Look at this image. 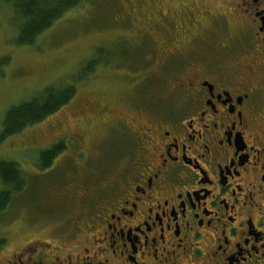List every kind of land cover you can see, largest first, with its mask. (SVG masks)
<instances>
[{
    "label": "flooded vegetation",
    "instance_id": "af4514ba",
    "mask_svg": "<svg viewBox=\"0 0 264 264\" xmlns=\"http://www.w3.org/2000/svg\"><path fill=\"white\" fill-rule=\"evenodd\" d=\"M214 3L186 19L202 43L163 53L190 69L161 102L128 103L127 121L101 105L124 162L86 233L62 237L74 254L51 264H264V0Z\"/></svg>",
    "mask_w": 264,
    "mask_h": 264
},
{
    "label": "rangeland",
    "instance_id": "374dc122",
    "mask_svg": "<svg viewBox=\"0 0 264 264\" xmlns=\"http://www.w3.org/2000/svg\"><path fill=\"white\" fill-rule=\"evenodd\" d=\"M202 8L217 5L214 0H86L32 45L18 46L11 9L0 2V132L11 107L59 83L75 88L58 112L0 143V161L17 163L25 183L0 215V264L29 262L28 255L36 259L39 253L51 264L57 256L66 260L74 254L77 238L68 240L66 234L78 233L77 227L86 233L124 162L125 131L99 126L101 105L107 103L112 115L124 112L125 119L128 103L161 102L175 79L183 82L189 65L184 70L176 61L165 64L163 53L177 37L191 39L186 51L202 43L204 30H185L186 19H198L194 14ZM98 60L102 65H93L90 73L88 63ZM57 137L63 152L39 171V152Z\"/></svg>",
    "mask_w": 264,
    "mask_h": 264
},
{
    "label": "trees",
    "instance_id": "16d2710c",
    "mask_svg": "<svg viewBox=\"0 0 264 264\" xmlns=\"http://www.w3.org/2000/svg\"><path fill=\"white\" fill-rule=\"evenodd\" d=\"M86 0H0L11 9V23L17 28L15 43L30 46L38 37L49 30L66 14L79 9ZM5 62V61H3ZM91 61L87 68L92 73ZM75 93L73 85L57 84L45 88L30 99L8 109L2 121L0 143L20 134L25 129L38 125L66 106ZM62 140L42 149L35 163L39 171L49 169L63 152ZM0 215L3 214L14 196L24 189V179L19 165L15 162L0 161Z\"/></svg>",
    "mask_w": 264,
    "mask_h": 264
}]
</instances>
